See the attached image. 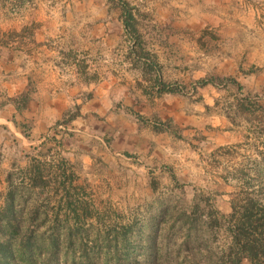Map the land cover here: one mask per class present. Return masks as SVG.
Masks as SVG:
<instances>
[{
    "label": "rangeland",
    "instance_id": "1",
    "mask_svg": "<svg viewBox=\"0 0 264 264\" xmlns=\"http://www.w3.org/2000/svg\"><path fill=\"white\" fill-rule=\"evenodd\" d=\"M219 5L248 20L207 24ZM33 37L43 68L73 66L81 104L53 127L54 146L11 157L0 241L12 217L23 227L12 242L30 240L37 264H222L231 240L212 217L247 197L264 203V0H0V58ZM84 83L110 86L96 98ZM67 141L77 149L60 156ZM37 166L46 178L32 186ZM180 217L197 219L187 244Z\"/></svg>",
    "mask_w": 264,
    "mask_h": 264
},
{
    "label": "crops",
    "instance_id": "2",
    "mask_svg": "<svg viewBox=\"0 0 264 264\" xmlns=\"http://www.w3.org/2000/svg\"><path fill=\"white\" fill-rule=\"evenodd\" d=\"M230 10V7L219 5L214 11L217 15H205L210 21L207 24L227 27L233 23L235 29H241L248 20L242 17L244 12L241 8H233L232 15ZM234 38L237 39L236 36ZM19 43L17 51L12 43L7 44L2 49L0 58V183L3 184L9 178L11 157H15V153L19 151L29 155V152L39 151L42 146H54L53 141L47 139L50 131L55 130L53 127L61 122L72 105L81 104V99L74 97L75 92H80V89H76L78 85L68 81V73H73V66H69L66 59L59 68H43L40 62L41 49L38 48L36 39L21 38ZM75 73L80 77L77 68ZM80 86L90 87L91 90L97 88V98L110 85L101 83L91 86L84 83ZM24 94H28L26 101H22ZM81 111L89 113L90 102L83 105ZM72 124L82 122L73 119ZM217 142L223 143V137L219 136ZM70 144L67 141L58 148L60 156L70 155L77 149ZM27 159L31 160V157Z\"/></svg>",
    "mask_w": 264,
    "mask_h": 264
},
{
    "label": "trees",
    "instance_id": "3",
    "mask_svg": "<svg viewBox=\"0 0 264 264\" xmlns=\"http://www.w3.org/2000/svg\"><path fill=\"white\" fill-rule=\"evenodd\" d=\"M125 8L128 9V3H125ZM125 9V26L129 28L131 20H134V15ZM138 33L137 29H134ZM146 69L143 68V71ZM162 86V83L160 84ZM160 94L164 92H172L169 89L159 88ZM59 173L55 175L54 180L59 182L63 189L67 188V172L59 165ZM29 181L32 186H37L44 182L46 176L40 166L33 167L29 172ZM67 192V191H66ZM15 194L9 193V210H13V202ZM68 207L72 208L71 203ZM233 213L228 217H212L209 225L210 229L219 230L225 227L227 235L230 238V244L217 254L218 259L222 264H242L244 260H248L252 264H264V203L254 197H247L239 202V205H234ZM7 220L5 227L8 228L2 233L4 241H0V264H19V259L26 261L27 264H37L36 260L41 258L37 249L29 240L27 243L14 244L12 242V231L22 233L23 227L15 225L11 219ZM181 228L184 230L183 244L189 243L193 238V233L197 232V219L195 217H180ZM7 231V232H6ZM8 233V234H7ZM194 239V238H193ZM16 247H18L16 249Z\"/></svg>",
    "mask_w": 264,
    "mask_h": 264
},
{
    "label": "built area",
    "instance_id": "4",
    "mask_svg": "<svg viewBox=\"0 0 264 264\" xmlns=\"http://www.w3.org/2000/svg\"><path fill=\"white\" fill-rule=\"evenodd\" d=\"M57 129H58V130H62V131L67 130L66 126H64V125H59V126L57 127ZM54 133H55V132H54V129H52V130L50 131L48 137H52V136L54 135Z\"/></svg>",
    "mask_w": 264,
    "mask_h": 264
}]
</instances>
